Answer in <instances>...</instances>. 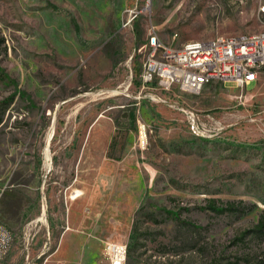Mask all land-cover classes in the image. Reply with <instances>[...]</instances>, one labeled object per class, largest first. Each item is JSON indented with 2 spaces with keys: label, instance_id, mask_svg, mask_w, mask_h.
I'll use <instances>...</instances> for the list:
<instances>
[{
  "label": "rangeland",
  "instance_id": "rangeland-1",
  "mask_svg": "<svg viewBox=\"0 0 264 264\" xmlns=\"http://www.w3.org/2000/svg\"><path fill=\"white\" fill-rule=\"evenodd\" d=\"M259 32L264 0H0V185L31 171L45 179L42 224L12 231L2 264H43L72 178V198L124 207L109 241L127 244V264H243L262 254L264 240L235 238L264 213V69L247 87L215 82L198 93L140 81L152 34L180 46ZM210 198L241 212L218 214ZM47 264L89 256L73 240V253ZM100 264H110L105 253Z\"/></svg>",
  "mask_w": 264,
  "mask_h": 264
},
{
  "label": "built area",
  "instance_id": "built-area-1",
  "mask_svg": "<svg viewBox=\"0 0 264 264\" xmlns=\"http://www.w3.org/2000/svg\"><path fill=\"white\" fill-rule=\"evenodd\" d=\"M147 45L140 73L142 88L170 91L178 87L198 93L215 82L247 87L264 69V32L189 40L180 46L152 34ZM189 121L196 131L198 117L194 112H189ZM13 241L14 233L0 221V264ZM127 254L126 243L106 242L105 255L110 264H127Z\"/></svg>",
  "mask_w": 264,
  "mask_h": 264
},
{
  "label": "crops",
  "instance_id": "crops-1",
  "mask_svg": "<svg viewBox=\"0 0 264 264\" xmlns=\"http://www.w3.org/2000/svg\"><path fill=\"white\" fill-rule=\"evenodd\" d=\"M98 169L99 172L102 171V166H99ZM82 171L83 169L77 170V181ZM99 177L100 173L94 174V178L98 179ZM115 177H119L118 174ZM44 181L45 179L40 176L39 172L31 171L28 181L10 182L8 180L5 184L0 185V199L4 195L0 201V216L12 231L24 227L26 222L29 226L42 224V219L45 218ZM73 186L72 178L65 199V224L59 234L56 246L45 258L43 264H47L63 249L73 253V240L78 249L88 254L89 264H100V258L105 253L103 243L110 239L114 240L110 236H114V229L120 231L124 228L122 221L125 219V215L123 216L124 207L122 205L120 208V205H115V200L109 198L102 201L98 197H93L91 202L84 195L72 198ZM117 196L116 198H119L120 193ZM48 229V233L51 232V228L48 227ZM103 235L106 237L105 239L101 238ZM90 236L97 238L93 239Z\"/></svg>",
  "mask_w": 264,
  "mask_h": 264
},
{
  "label": "trees",
  "instance_id": "trees-1",
  "mask_svg": "<svg viewBox=\"0 0 264 264\" xmlns=\"http://www.w3.org/2000/svg\"><path fill=\"white\" fill-rule=\"evenodd\" d=\"M131 114L132 119L136 120L135 114ZM218 202L219 200L215 198L208 199V208L218 214L241 212V207L234 201H229L225 203L222 202L220 206L218 205ZM248 237L264 240V213L259 216L258 220L252 227L244 230L242 234L236 237L235 239L238 242H242ZM240 260L241 259L238 258L235 261H230L228 264H240ZM243 264H264V250L262 254H259L257 251L247 253V255L243 257Z\"/></svg>",
  "mask_w": 264,
  "mask_h": 264
},
{
  "label": "bare ground",
  "instance_id": "bare-ground-1",
  "mask_svg": "<svg viewBox=\"0 0 264 264\" xmlns=\"http://www.w3.org/2000/svg\"><path fill=\"white\" fill-rule=\"evenodd\" d=\"M47 151H49V149L47 150ZM46 152V151H45ZM50 154V153H49ZM50 156H48V160H46V165L48 166L49 164H50Z\"/></svg>",
  "mask_w": 264,
  "mask_h": 264
}]
</instances>
